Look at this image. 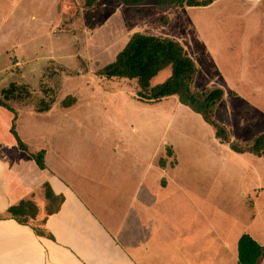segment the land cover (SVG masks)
<instances>
[{"label":"rangeland","instance_id":"1","mask_svg":"<svg viewBox=\"0 0 264 264\" xmlns=\"http://www.w3.org/2000/svg\"><path fill=\"white\" fill-rule=\"evenodd\" d=\"M42 1L17 0L13 17L8 21L10 25H20L19 29L14 26L12 35L23 38L29 35L25 41L31 40L25 51H30L28 54L34 57L21 66L13 65L15 74L24 72L19 84H27L31 91L30 98L21 103L36 110L39 101L50 103L54 98L49 110L31 119H22L21 124H52L49 127L53 131L56 126V135L60 139L75 142L76 150L77 146L82 148V153H75L82 155L83 160L91 155L99 165L104 156L103 163L104 159L107 161L100 171L108 176L114 172L112 164L119 163L114 162L119 154L113 143H127L136 153L140 148L143 163L156 153L154 159L159 168L173 167V181L165 188L157 185L165 199L159 200L152 212L158 214L162 228L166 227L173 238L170 244H161L160 248H168L170 252L174 251L173 254L187 250L184 264L222 262V257L227 258L225 245L236 248V240L244 232L261 242L264 236V187L259 188L262 186L259 179L264 176V169L261 172L264 157L248 152L233 156L235 151L217 141L212 127L174 95L148 103L138 98L135 79H106L96 74L97 69L114 60L124 39L137 29L131 25L132 21L142 22L150 29V34L180 36L190 47L186 53L195 52L193 55L197 58L199 51L187 41L190 11L183 6L157 10L151 7L155 6L154 0H146L141 2L149 5L146 8L143 9V5L133 7L136 14L142 12L138 16L130 12L131 7L120 11L129 5L118 0H96L90 6L86 5V0H71L58 18L51 1ZM10 3V0H0V17L10 9ZM217 8L229 14L238 8V4L224 0ZM28 12L43 15L40 20L45 24L28 20L27 29H24L25 24L20 20ZM198 13L200 15L201 11ZM168 16L169 24H162ZM126 17L132 20H125ZM57 19L48 31L50 22ZM259 28L264 30V23ZM120 29L122 32H118ZM252 41H256V37ZM169 73L170 69L165 68L151 82L159 83ZM197 81L202 83L201 88L196 84L194 88L203 90L204 82L199 78ZM257 81L264 85V80ZM66 96H74L76 101L63 107L61 101ZM249 96L255 102L263 100V86L259 94ZM222 104L214 110L217 121L231 126L245 124L249 117V140L254 131H264V117L260 116L264 112L260 107L246 109L238 99H229ZM51 137L55 138V131ZM161 172L158 170V174ZM113 201L115 196L106 194L103 203L108 206ZM187 235L186 249L182 247V240ZM163 259L171 261V258ZM180 259L175 258L172 264H182Z\"/></svg>","mask_w":264,"mask_h":264},{"label":"crops","instance_id":"2","mask_svg":"<svg viewBox=\"0 0 264 264\" xmlns=\"http://www.w3.org/2000/svg\"><path fill=\"white\" fill-rule=\"evenodd\" d=\"M16 1L10 0V9L0 17V90L11 82L23 81L21 79L24 72L15 74L14 64L21 66L34 58L28 54L30 51H25L31 40L29 38L25 41L29 35L24 38L12 35L15 25L8 24L10 17H13ZM50 1L59 18L71 0ZM223 1L214 0L206 6H183L191 13L187 41L199 51L197 58L193 55L195 52L186 53L190 47L180 36H172L170 33L158 35L178 41L184 53L196 61L194 84L201 88L202 83L197 81L199 78L205 84L204 89L216 86L223 89V96L215 110L224 101L238 99L246 109L254 106L260 107L264 112V98L255 102L249 96L259 94L262 86L264 89V85L257 81L264 80V30L259 28L264 23V0H227L238 4V8L229 14L225 10H217V6ZM140 5L143 4L124 6L120 11L131 7L132 14L141 16L142 12L136 14L133 9ZM143 6L144 9L149 5ZM151 7L159 10L156 4ZM198 10L201 11L200 15ZM191 11L197 12L192 14ZM24 17L20 20L25 24L24 29H27L28 20L45 24L40 20L43 15L38 13L28 12ZM126 19L132 20L129 17ZM57 22L58 19L50 22L48 31ZM169 22L168 16L161 23ZM131 25L137 28L133 33L150 34V29L140 21H132ZM15 27L19 29L20 25ZM253 36L256 37L254 42ZM128 39L129 37L124 39V42ZM20 57L23 60L20 61ZM11 107L16 111L14 120V113L0 106V264H172L175 258H181L182 264L187 262V250L179 253L175 251L173 254L174 251L170 252L168 248H160L161 244H170L173 238L166 227L162 228L158 214L152 212L157 202L165 199L157 185L165 188L173 181V167L159 168L154 159L156 153L143 163L140 148L136 153L127 143H113L119 154L114 162L119 163L112 164L114 172L108 176L100 171L102 164L107 161L104 159L103 163L104 156L99 165L91 155L83 160L82 155L76 154L82 153V148L77 146L76 150L75 142L60 139L56 135V126L53 139L51 135H54V131L49 127L52 124H21L22 119H31L41 112L21 102H12ZM260 116L264 117V113H260ZM245 121V124L231 126L227 122L223 124L228 127L232 139L245 142L249 140V117ZM13 122L15 131L26 144L28 152L19 149L10 130ZM261 132H264L263 129L256 130L251 136ZM41 149L45 152L43 169L37 166L29 154ZM236 153L240 155L235 152L233 156L239 157ZM263 169L264 160L262 173ZM158 170L162 171L161 174H158ZM259 180L262 181L259 188L264 187V176ZM46 182L50 183L55 194L63 197L59 208L51 214H47L46 199L41 189ZM251 187L256 188L255 184ZM106 194L115 196V201L108 206L103 203ZM21 200L31 201L35 206L32 217L8 215L7 209ZM19 218L24 221L21 222ZM185 242H189L188 235L182 240V247L187 249ZM257 242L263 246V253L257 264H264V236L261 242ZM225 247L228 251L227 258L222 257L223 261H218L217 264H237V245L236 248L229 245ZM193 254L196 255V251ZM165 257L171 258V261L164 260Z\"/></svg>","mask_w":264,"mask_h":264},{"label":"trees","instance_id":"3","mask_svg":"<svg viewBox=\"0 0 264 264\" xmlns=\"http://www.w3.org/2000/svg\"><path fill=\"white\" fill-rule=\"evenodd\" d=\"M96 0H86V5H92ZM123 5L138 4L146 0H118ZM214 0H154L158 8L165 9L169 6H206ZM164 20V19H163ZM165 21V20H164ZM163 21V22H164ZM165 68L170 69L169 75L161 82L154 83L151 80ZM197 66L194 60L184 53L183 47L178 41L169 37H162L155 34L135 32L133 33L121 50L116 54L114 60L104 64L96 70V74L105 78H127L135 79L138 90V98L152 103L163 97L174 95L177 100L187 106L193 112L198 113L201 118L214 130V135L221 142L226 143L230 149L238 153L249 152L257 156L264 155V132L255 134L254 137L245 142H237L232 139L224 124L214 117V110L223 96L221 87H208L204 90L194 88V79ZM31 96L29 86L25 83H9L0 90V106H3L14 113L11 107L12 102H22ZM42 103L36 111L42 112L50 109L51 103ZM76 101L74 96H66L61 104L68 107ZM19 149L27 151L26 144L18 137L14 122L10 128ZM44 150L30 152L37 166L45 168ZM41 186L46 204L47 214L55 212L63 200L61 195L53 192L49 185ZM10 216L25 215L32 217L35 214V206L31 201L21 200L19 203L7 209ZM21 222L24 220L20 219ZM40 234L43 231L37 230ZM237 264H257L263 253V246L258 243L249 233H242L237 239Z\"/></svg>","mask_w":264,"mask_h":264}]
</instances>
